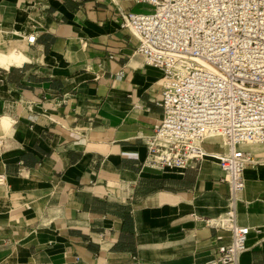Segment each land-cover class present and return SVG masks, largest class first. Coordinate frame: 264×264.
<instances>
[{"label": "crops", "instance_id": "1", "mask_svg": "<svg viewBox=\"0 0 264 264\" xmlns=\"http://www.w3.org/2000/svg\"><path fill=\"white\" fill-rule=\"evenodd\" d=\"M142 10L0 0V264H208L230 242L213 226L229 206L215 160L145 165L144 138L164 115L162 72L121 27L122 13ZM255 159L237 203V223L252 230L239 264H264V156Z\"/></svg>", "mask_w": 264, "mask_h": 264}, {"label": "built area", "instance_id": "2", "mask_svg": "<svg viewBox=\"0 0 264 264\" xmlns=\"http://www.w3.org/2000/svg\"><path fill=\"white\" fill-rule=\"evenodd\" d=\"M133 1L143 10L122 13L121 27L136 34L145 65L162 72L164 115L144 138L145 165L186 170L205 159L218 163L233 224L213 225L229 232L230 242L217 245L208 264H239L251 229L237 223L238 196L245 170L258 162L237 145L264 142V0ZM36 39L26 37L30 44ZM219 133L229 150L208 152L206 137ZM6 182L0 173V187Z\"/></svg>", "mask_w": 264, "mask_h": 264}, {"label": "bare ground", "instance_id": "3", "mask_svg": "<svg viewBox=\"0 0 264 264\" xmlns=\"http://www.w3.org/2000/svg\"><path fill=\"white\" fill-rule=\"evenodd\" d=\"M130 31L133 33V35H135V37H136V34L134 33V31L132 30V29H130ZM215 138H218V139H215ZM208 139H215V140H219V141H222L223 143V146L225 147V150L224 151H228L229 150V145H228V143H227V141H226V139H225V137L222 135V134H209L207 137H206V140H208ZM157 141L158 142H160L161 141V139L160 138H157ZM213 143V142H212ZM260 143H262V147L264 146V142H244V143H240V144H238L237 145V148L239 149V150H241V151H244V150H242L241 148H240V146L242 147V148H244V147H248V146H254V145H256V144H260ZM245 152H247V151H245ZM174 170H179V171H184V169L183 168H179V169H175V168H172V169H166V171H174ZM246 182V181H245ZM245 188H246V183H245ZM245 188H244V190H245ZM244 190L239 194V196L244 192ZM238 196V199L240 198ZM227 213H228V211H227ZM227 213L225 214V219L224 220H221L220 221V223L219 224H224V225H226V226H231L232 224H233V221H232V219H229L228 217H227ZM218 224V225H219ZM247 227V226H246ZM248 228H250V227H248ZM251 229V228H250ZM252 230H250V232H251ZM248 250V246H247V244H246V247H245V249L241 252V254H240V258H241V256H242V254H244L246 251ZM240 258H239V262H240Z\"/></svg>", "mask_w": 264, "mask_h": 264}, {"label": "rangeland", "instance_id": "4", "mask_svg": "<svg viewBox=\"0 0 264 264\" xmlns=\"http://www.w3.org/2000/svg\"><path fill=\"white\" fill-rule=\"evenodd\" d=\"M218 139V138H215ZM219 141V140H218ZM222 142V141H221ZM262 143L256 144L254 146H248L246 147L247 152H250L254 157L259 158L264 156V146H261ZM206 150L211 151V150H217V148H213V146H204ZM256 160V159H255ZM257 161V160H256ZM258 162V161H257ZM242 195V194H241ZM241 195L239 197H241Z\"/></svg>", "mask_w": 264, "mask_h": 264}]
</instances>
